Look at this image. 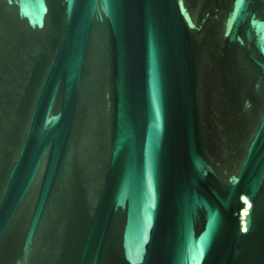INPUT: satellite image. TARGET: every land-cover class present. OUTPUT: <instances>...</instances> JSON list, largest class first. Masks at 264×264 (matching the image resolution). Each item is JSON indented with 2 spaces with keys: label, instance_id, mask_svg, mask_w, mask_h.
Segmentation results:
<instances>
[{
  "label": "water",
  "instance_id": "obj_1",
  "mask_svg": "<svg viewBox=\"0 0 264 264\" xmlns=\"http://www.w3.org/2000/svg\"><path fill=\"white\" fill-rule=\"evenodd\" d=\"M0 264H264V0H0Z\"/></svg>",
  "mask_w": 264,
  "mask_h": 264
}]
</instances>
